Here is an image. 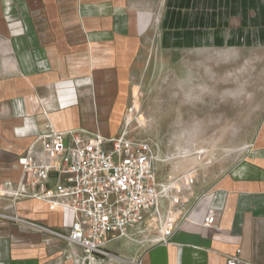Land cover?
<instances>
[{
    "label": "crops",
    "instance_id": "crops-1",
    "mask_svg": "<svg viewBox=\"0 0 264 264\" xmlns=\"http://www.w3.org/2000/svg\"><path fill=\"white\" fill-rule=\"evenodd\" d=\"M213 39L216 46H264V0H0V184L17 186L18 156L49 124L118 136L130 85L147 68L172 66L174 54ZM245 147L226 173L204 189L194 186L192 212L167 242L148 214L116 246L135 242L143 264H226L237 249L240 264H264V117ZM10 204L0 197V212L13 213ZM178 208L191 209L185 202ZM209 211L214 225L203 224ZM15 212L63 227L61 208L35 199L20 198ZM45 235L0 217V264H44ZM54 240L71 249L66 258L84 255Z\"/></svg>",
    "mask_w": 264,
    "mask_h": 264
},
{
    "label": "built area",
    "instance_id": "built-area-1",
    "mask_svg": "<svg viewBox=\"0 0 264 264\" xmlns=\"http://www.w3.org/2000/svg\"><path fill=\"white\" fill-rule=\"evenodd\" d=\"M66 133L70 137L67 143L63 138ZM34 144L18 156L22 179L17 186L0 184V197L10 200L14 208L13 213L0 212V217L75 245L87 257H113L110 245L132 239V231L148 214L158 219V240L167 242L192 212L193 207L187 211L178 208L184 200L179 199L177 185L165 184L158 177L149 144L131 138L125 130L113 137L99 133L82 136L58 131L49 124L37 134ZM20 198L61 208L63 227L51 228L20 216L15 212ZM164 201L168 206L162 216ZM215 221L211 211L203 218L204 225ZM239 253L237 249L226 264H240ZM134 264L143 263L138 259Z\"/></svg>",
    "mask_w": 264,
    "mask_h": 264
},
{
    "label": "rangeland",
    "instance_id": "rangeland-1",
    "mask_svg": "<svg viewBox=\"0 0 264 264\" xmlns=\"http://www.w3.org/2000/svg\"><path fill=\"white\" fill-rule=\"evenodd\" d=\"M260 52L264 53V50ZM187 54L188 51L174 54L172 66L154 65L147 68L135 84L130 85L124 130L131 138L149 144L160 180L170 186L177 185L180 190L179 199L193 207L198 196L194 186L198 185L199 190L204 189L208 184L206 182L214 176L226 173L243 157L246 144L264 117V94L258 97L255 107L243 110L239 116L236 115L237 110L221 108L229 118L236 119L240 127L238 134L228 133L218 138L215 144L201 142L196 147L177 141L173 138L171 127L174 113L169 111L168 104H160L161 89H165L163 98L167 99L168 86L180 72L179 61ZM131 106H134V109L128 112ZM43 243L44 264H134L138 260L133 255L136 245L133 241L122 242L117 246L113 243L114 245L110 246L113 257L105 259L87 257L79 250H76L78 256L68 259L66 257L71 249L63 243H57L54 237L48 234L44 236Z\"/></svg>",
    "mask_w": 264,
    "mask_h": 264
},
{
    "label": "clouds",
    "instance_id": "clouds-1",
    "mask_svg": "<svg viewBox=\"0 0 264 264\" xmlns=\"http://www.w3.org/2000/svg\"><path fill=\"white\" fill-rule=\"evenodd\" d=\"M262 47L216 46L213 39L188 50L179 61V75L168 86L167 99L163 98L165 89H161L160 104H168L174 113V139L196 147L201 142L215 144L228 133H239L236 119L221 108L237 110L239 116L257 105L258 97L264 94Z\"/></svg>",
    "mask_w": 264,
    "mask_h": 264
}]
</instances>
